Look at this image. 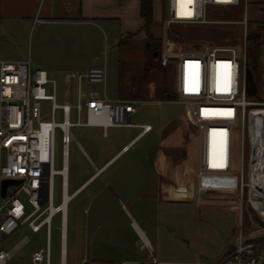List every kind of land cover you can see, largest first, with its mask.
I'll return each mask as SVG.
<instances>
[{
    "label": "built area",
    "instance_id": "2783aa9c",
    "mask_svg": "<svg viewBox=\"0 0 264 264\" xmlns=\"http://www.w3.org/2000/svg\"><path fill=\"white\" fill-rule=\"evenodd\" d=\"M243 0H168L166 24H214L211 18L215 8H234ZM247 3V1H246ZM247 31L246 16L240 21ZM167 57L176 68V90L185 105L198 132L199 161L198 183L178 185L174 188L177 198L203 202V195L229 191V188L206 186L201 179L208 175L229 176L234 173V141L237 131H241V172L240 189H248L247 203L256 219L257 227L264 231V200L256 206L251 197L253 180L258 176L252 165L257 161L255 151L259 149L256 135L264 139V126L255 120L256 113L251 106H264V102L251 101L246 96L245 69L242 58L236 50L228 47H215L201 51H182L168 48ZM65 81L76 83V100L59 104L56 99L55 79L42 68H34L28 56L23 60H0V264H8L13 251L7 249L5 242L23 225L38 232L47 226L48 243L46 248L35 250L31 264H50V223L52 218L61 215V260L66 262V230L68 204L74 199L79 188L72 194L68 192L69 145L76 142L71 129L76 126L110 127L134 126L132 115L137 111L139 100H111L84 98L83 85H104L106 70L103 66H90L85 71L67 74ZM52 89L53 93L48 94ZM42 101L51 102V110L43 113ZM264 109V107L257 108ZM61 111L62 121H56V112ZM264 119V116H261ZM144 133L152 126L141 125ZM248 132L250 153L247 180L244 175L245 129ZM62 133V158L60 170L54 168L55 134ZM260 138V141H261ZM209 142L212 146L209 147ZM124 149H127L125 147ZM264 152V145L262 146ZM264 162V154H263ZM264 179V164L260 169ZM263 172V173H262ZM62 179L61 203L54 205V177ZM15 180L8 185L2 196L4 180ZM262 181V180H261ZM216 191V192H217ZM223 195L218 205L239 212L240 219L229 246L211 264H264V241L251 240L243 228V201ZM242 196V194H241ZM230 197V198H229ZM65 208H62L63 204ZM252 218V217H251ZM28 241L24 239L19 246ZM140 248L153 258V246L140 233ZM156 262V260H153Z\"/></svg>",
    "mask_w": 264,
    "mask_h": 264
},
{
    "label": "rangeland",
    "instance_id": "374dc122",
    "mask_svg": "<svg viewBox=\"0 0 264 264\" xmlns=\"http://www.w3.org/2000/svg\"><path fill=\"white\" fill-rule=\"evenodd\" d=\"M247 1V3H246ZM155 3V9H154ZM250 0H243L234 8H215L212 10L211 18L219 23L214 24H173L168 25L165 19L168 18V0H153V21L147 29H143L144 20L138 14L142 25L136 31L138 33L120 34L118 25L115 24L110 30L103 26L105 32L97 28L94 35L95 55L101 59L100 64H59L64 72L58 75H49L55 79L56 99L59 104L69 101L75 102L76 83H67L65 75L71 72L85 70L89 66H103L106 70V81L104 85L84 83L83 89L87 92L103 91L111 100L124 95L127 100L141 98L137 105V111L133 115V123H149L153 131L139 140L131 151L124 154L117 160L109 172L121 171L125 160L131 157L142 156L145 160V167L152 168V161L159 149L170 152L177 163L186 159V146L192 148L194 135L197 127L194 121L189 118L185 105L176 90V68L166 52L168 48H175L177 51H201L215 47H228L236 50L242 58L245 74L251 68L254 78L262 92L264 102V21L261 15L255 12L258 7ZM155 14V15H154ZM246 16L248 19L247 31L240 21ZM4 25V23L2 24ZM0 23V28H2ZM33 39L32 54L38 52L36 43L39 41L37 31L30 37ZM27 40L28 35L23 34L21 40ZM73 48L77 49V42L74 40ZM2 57L0 56V59ZM71 65L73 67H71ZM79 65L80 68H74ZM67 67V68H66ZM71 67V68H70ZM168 92L175 97V101L166 100L161 93ZM50 88L48 94H52ZM159 99L157 101L155 99ZM43 113L47 115L51 110L50 101L41 102ZM264 106H251L261 108ZM56 121H62L61 111L56 112ZM138 132L139 130L136 129ZM77 142L69 145V175L68 192L72 194L92 173L93 170L88 161L83 157L79 146L83 147L91 159L96 163V157L102 155L101 147L92 145L93 137L91 127L76 126L71 129ZM198 133V132H197ZM175 135L174 146L168 148V140ZM102 136V134H99ZM130 137L128 131L116 128L110 131V135L104 140L102 147H112L114 152L120 149V141ZM241 131H237L234 141V173L229 176L208 175L201 181L211 183V188H229L223 192L209 193L203 195L209 202L222 201L223 195L230 194L232 199L243 201V228L246 235L255 239L264 238V231L256 225V219L261 218L259 214L252 213L247 203L248 189L244 187L243 193L240 189L241 172ZM124 142V141H123ZM91 146L94 154L91 152ZM90 147V148H89ZM164 150V151H165ZM250 146L248 141L247 128L245 129V163L244 175L247 180L249 171L248 156ZM118 159V158H116ZM115 161V160H114ZM113 161V162H114ZM62 133L59 129L55 134V163L54 168H62ZM198 170V166L196 171ZM126 176L121 178L124 179ZM209 181V182H208ZM134 183V182H133ZM62 179L60 175L54 177L53 199L54 205L61 203ZM217 191V192H216ZM242 194V196H241ZM229 197V198H230ZM100 198L90 195V189L83 191L76 196L69 204L67 211L66 230V262L67 264H122L123 261L131 260L133 257L144 258L147 251L140 249L139 235L134 229L133 222H141V214L136 211L142 203L136 193H123L115 187L114 191L107 198L108 211L104 214L94 213L95 206L99 204ZM128 206V210L124 208ZM129 211V213H127ZM148 221H153V213H147ZM252 217V218H251ZM100 224L101 229H97ZM141 225V224H140ZM95 238V239H94ZM24 239L28 241L19 246ZM95 240L96 244H103V253L99 256L92 255ZM48 243V229L44 226L38 232L32 231L28 225L21 226L4 244L13 251V257L8 264H31L32 253L40 248H46ZM50 264H60L61 260V215H55L50 223ZM98 247V246H97ZM85 248L90 252L89 259L83 261Z\"/></svg>",
    "mask_w": 264,
    "mask_h": 264
},
{
    "label": "crops",
    "instance_id": "0c3cea01",
    "mask_svg": "<svg viewBox=\"0 0 264 264\" xmlns=\"http://www.w3.org/2000/svg\"><path fill=\"white\" fill-rule=\"evenodd\" d=\"M250 1L258 7L255 12L262 16L260 22H263L264 0ZM139 12L140 0H0V23H4L0 28V60L16 61L29 56L34 68H42L52 76L64 72L65 67L59 64H100L101 59L94 52L96 29L100 28L104 33L103 26L110 30L117 24L120 34L138 33L136 30L142 25L138 18ZM36 31L39 38L36 43L38 52L33 55V39L30 37ZM23 34L28 35L27 40H21ZM76 38H81L82 42L76 41L77 49L74 50ZM86 67L83 68L86 70ZM74 68L80 66L74 65ZM76 95L75 92V100ZM104 95L107 96L105 87L101 92H83L84 98H102ZM124 97L121 95L116 100ZM135 100L141 101V98ZM134 124L110 127L106 132L101 127H91L92 134L96 136L91 144L101 147L102 155L99 159L96 157L95 163L85 149L79 146L93 173L76 189L81 188L76 196L89 188L90 195L100 198L99 204L93 209L94 213L101 215L108 211L107 198L115 187L123 193H136L141 199L142 203L136 211L141 214L142 223L140 225L135 221L133 226L139 239L142 233L153 246V258L147 253L144 258L133 257L122 264L213 263L229 246L240 214L204 198L199 203L177 198L179 195L174 193L178 185L189 186L199 181L196 171L200 150L198 133L194 135L192 148L186 146V159H182V163H177L170 152L159 149L153 158L151 170L145 167L142 156H136L126 159L121 171L109 172L117 160L153 131V126L147 133L142 131L141 125L149 123ZM116 128L128 131L130 137L123 139L124 142L120 141V149L112 153V147L107 145L103 148L102 145L110 131ZM136 129L139 131L136 132ZM175 140V135L171 136L167 147L174 146ZM208 146L211 147L212 143L209 142ZM91 149L94 154L92 146ZM124 174L126 177L121 180ZM206 186H211V183H206ZM124 208L128 210L129 207L124 205ZM148 212L153 213L152 222L148 221ZM97 229H101L100 224ZM93 242L91 253L99 256V253H103V244H96L95 240ZM89 255L90 252L85 248L84 262L89 259Z\"/></svg>",
    "mask_w": 264,
    "mask_h": 264
},
{
    "label": "trees",
    "instance_id": "16d2710c",
    "mask_svg": "<svg viewBox=\"0 0 264 264\" xmlns=\"http://www.w3.org/2000/svg\"><path fill=\"white\" fill-rule=\"evenodd\" d=\"M140 16L144 20L143 29H147L153 21V0H140ZM246 79V96L251 101H261L262 92L254 78V74L251 68L248 69V72L245 75ZM165 95L166 100L175 101V97L171 96L168 92L163 91L161 93ZM260 238L259 240H263Z\"/></svg>",
    "mask_w": 264,
    "mask_h": 264
},
{
    "label": "bare ground",
    "instance_id": "6f19581e",
    "mask_svg": "<svg viewBox=\"0 0 264 264\" xmlns=\"http://www.w3.org/2000/svg\"><path fill=\"white\" fill-rule=\"evenodd\" d=\"M254 112L260 116H264V109H254ZM257 138V145H259V149L257 152L255 151V155H257V161L253 159L252 165L254 167L255 172L258 174L256 178L253 180L254 182H257L260 185H254L253 189L251 190V199L253 200L254 204L258 207L261 206L262 201L264 200V179H261L260 176L261 172V166L264 164L263 162V154L264 152L262 151V146L264 145V139L260 137V135H256ZM261 138V141H260ZM263 173V172H262ZM262 180V181H261ZM66 204L64 203L62 208H65ZM262 212L264 213V209L262 208Z\"/></svg>",
    "mask_w": 264,
    "mask_h": 264
},
{
    "label": "water",
    "instance_id": "95a60500",
    "mask_svg": "<svg viewBox=\"0 0 264 264\" xmlns=\"http://www.w3.org/2000/svg\"><path fill=\"white\" fill-rule=\"evenodd\" d=\"M254 119H255V120H260L261 125L264 126V119H261V116H260V115L256 114V115L254 116ZM13 183H17V182H16L15 180H11V179L4 180V181H3V186H2V196L5 195V193H6V188L8 187V185L13 184Z\"/></svg>",
    "mask_w": 264,
    "mask_h": 264
}]
</instances>
